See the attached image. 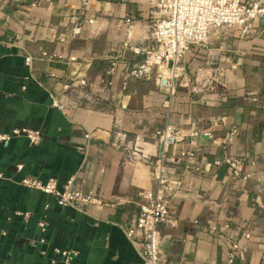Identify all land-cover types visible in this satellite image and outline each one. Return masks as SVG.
Listing matches in <instances>:
<instances>
[{"label": "crops", "instance_id": "1", "mask_svg": "<svg viewBox=\"0 0 264 264\" xmlns=\"http://www.w3.org/2000/svg\"><path fill=\"white\" fill-rule=\"evenodd\" d=\"M155 1L0 0V133L22 127L42 134L39 145L24 137L0 143V264H62L55 249L78 251L76 264H143L141 247L125 230L139 213L140 194L156 188L149 161L159 153L156 131L167 116L181 139L176 148L200 150L201 172L183 177L171 203L177 225L163 230L164 260L264 264V20L255 37L234 29L212 34L209 58L223 75L217 90L202 98L185 88L170 96L154 80H126L122 66L105 87L110 59L121 61L127 33L132 45H146ZM85 2L86 16L78 20ZM85 19L92 25L75 35ZM203 53L195 51L186 62L197 68ZM191 120L209 136L190 139ZM222 155L243 163L241 177L212 165ZM182 168L178 163L174 177ZM28 178L55 179L60 190L74 181L96 201L81 210L59 207L25 186ZM209 220L219 225L217 234L204 229ZM226 238L246 248L233 262Z\"/></svg>", "mask_w": 264, "mask_h": 264}, {"label": "built area", "instance_id": "2", "mask_svg": "<svg viewBox=\"0 0 264 264\" xmlns=\"http://www.w3.org/2000/svg\"><path fill=\"white\" fill-rule=\"evenodd\" d=\"M86 5L78 13V20L86 16ZM264 20V3L259 1L242 2L241 0H156L150 10V35L146 45L137 46L129 42L130 32L127 33V40L122 45L118 58L110 59L108 74L111 79L104 81L105 87H112V77L118 68H124L125 79L134 78L137 80H154L156 84L167 89L170 96L176 95L179 88L190 91L193 97H204L211 91L217 90L221 85L222 71L220 66L211 62L214 71L203 73L190 67L186 62L188 55L198 50L209 48L212 34L219 30H237L240 37H255L258 35V23ZM92 25V20H84L74 30V34L81 33L84 24ZM134 21L129 18L125 21L130 31ZM26 66L31 67L32 59L27 57ZM127 85V81H125ZM80 87L86 86V81H80ZM25 90L26 87L24 86ZM66 91L70 90L65 85ZM82 93L78 94L79 96ZM65 109L61 105H56ZM76 108L81 104L74 103ZM164 127L156 131L159 144V153L153 160L148 159L154 170L156 188L140 194L139 213L134 217L125 230L128 240L140 246L139 255L143 264H168L160 253L162 233L166 228H174L177 225L176 217L171 211V203L182 189L183 177L188 173H200L201 161L199 160L200 150L196 148L177 149L181 139L177 131L170 124L169 116L166 117ZM189 137L196 139L203 134L196 121L189 123ZM238 131L234 129L228 134V144H231ZM24 137L31 145H39L42 142V134L38 130H31L16 127L7 134L0 133V143H9L15 138ZM89 137V136H88ZM133 154L128 153L127 161H132ZM178 163L183 167L180 177L177 175ZM212 165L216 168L228 166L232 177H241L243 163L226 155L216 157ZM249 176V175H248ZM23 184L29 188L41 190L44 194L54 198L56 205L62 208L71 207L81 210L82 207L95 202L96 200L89 193H85L74 181H69L62 190L58 188V181L50 179L46 183L32 178L25 179ZM50 205L45 209L49 210ZM39 227L42 233H46L47 225L41 221ZM228 227V226H226ZM204 229L210 234L219 232V225L209 220ZM244 240H249L251 234L246 232ZM230 252L233 257L240 256L246 252L241 241H231ZM44 244L45 239H40ZM55 255L59 256L62 264H76L79 256L78 251L55 249ZM46 255L45 251L41 252ZM57 264L56 259L50 261ZM180 264H185L184 259Z\"/></svg>", "mask_w": 264, "mask_h": 264}, {"label": "rangeland", "instance_id": "3", "mask_svg": "<svg viewBox=\"0 0 264 264\" xmlns=\"http://www.w3.org/2000/svg\"><path fill=\"white\" fill-rule=\"evenodd\" d=\"M200 52L202 51V52H205V53H203L204 55H201L202 56V58H203V61H201V62H203V63H201V65L200 66H198L197 68H193V69H195L196 71H200V70H202L203 71V73H205L206 72V74L208 73V72H211V71H214V67H212V65H211V61H210V55H209V52H210V49L208 48V49H206V50H199ZM191 64V63H190ZM208 71V72H207Z\"/></svg>", "mask_w": 264, "mask_h": 264}]
</instances>
